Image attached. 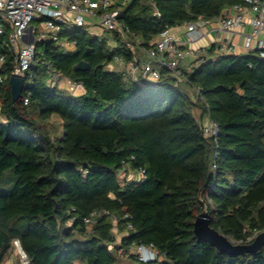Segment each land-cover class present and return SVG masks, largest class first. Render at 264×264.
Masks as SVG:
<instances>
[{
	"label": "trees",
	"instance_id": "obj_1",
	"mask_svg": "<svg viewBox=\"0 0 264 264\" xmlns=\"http://www.w3.org/2000/svg\"><path fill=\"white\" fill-rule=\"evenodd\" d=\"M236 4L244 0H127L120 20L150 47L167 28L212 20ZM61 38L75 49L38 45L28 104L12 99L10 54L0 70V264L16 239L30 264H119L128 253L134 264H264V246L231 256L194 233L204 213L236 243L264 231L260 51L211 45V58L183 69L182 79L162 69L157 81H137L109 69L116 57L134 59L119 35L67 28ZM81 61L90 69L76 70ZM50 69L84 91L52 84ZM210 120L219 130L206 137ZM138 244L166 255L141 262L130 252Z\"/></svg>",
	"mask_w": 264,
	"mask_h": 264
},
{
	"label": "built area",
	"instance_id": "obj_2",
	"mask_svg": "<svg viewBox=\"0 0 264 264\" xmlns=\"http://www.w3.org/2000/svg\"><path fill=\"white\" fill-rule=\"evenodd\" d=\"M124 3H118L115 0H0V70L6 62L7 55L10 54L12 56L11 76L25 78L20 96L23 103L28 104L32 95V92L28 90L32 85L31 68L42 60L38 45L52 40L75 49L76 41L71 42L61 38V33L67 28L88 30L91 24L97 23L103 30L110 33L113 39L115 35H119L134 55L133 61L128 63L124 73L137 81L140 79L157 81L161 77L162 69L182 79L183 69H189L192 66V64L185 65L189 58L194 60V63L211 58L210 46L200 49L184 47L182 41H179L172 33V28L164 30L154 41L153 46H144L141 37L131 32L129 27L120 20ZM155 14L159 13L155 12ZM219 17L221 30L227 32H233L250 17L252 31L246 37V48L247 50L256 48L260 51V57L264 58V0H244V4L232 6ZM33 22L36 24H32ZM184 25L185 36L189 42L199 40L203 36L201 27L205 25V20L188 22ZM138 50L146 56L143 60L139 59ZM232 52V46H224L218 50V53L231 54ZM115 60L124 61V58L116 57ZM49 72L52 84L63 80L70 85L71 91L78 93L84 91L81 83L63 79L62 75L53 69ZM5 80L6 76L0 74V83ZM218 130V124L212 120L203 125V133L206 137L216 136ZM137 174L144 177L145 169L138 168ZM96 215V212L92 213L85 222L88 225L93 224ZM257 234H254L250 241ZM113 247L112 244L111 248ZM14 248L17 254H20V258L17 260L14 258L10 264H30L18 239L14 240ZM130 249L135 251L141 262H151L166 255V252H159L153 244L133 245ZM123 252L124 249L120 248L119 253Z\"/></svg>",
	"mask_w": 264,
	"mask_h": 264
},
{
	"label": "crops",
	"instance_id": "obj_3",
	"mask_svg": "<svg viewBox=\"0 0 264 264\" xmlns=\"http://www.w3.org/2000/svg\"><path fill=\"white\" fill-rule=\"evenodd\" d=\"M115 1H117L118 3H124L127 0H115ZM250 19H251L250 17L247 18L245 23L242 26L238 27L233 32H227L221 30L220 17H216L212 20H205V25L201 27L203 36L199 40L193 42H189L185 36V25L174 27L171 29V31L179 41H182L184 47L200 49L205 46L215 45V52H218L219 48H222L224 46H232L233 49L232 54L244 55L250 51L247 50L246 48V37L252 31ZM88 30L92 34L100 36L102 38H107V39L110 38L109 33L103 30L97 23L91 24ZM66 47L69 50L74 49L72 46L69 45H67ZM138 57L139 59L143 60L146 56L141 51L138 50ZM192 63H194V60L189 58L185 62V65H190ZM127 66L128 63L125 60L124 61L114 60V62L109 64V69L124 72ZM195 116H198V114H196Z\"/></svg>",
	"mask_w": 264,
	"mask_h": 264
},
{
	"label": "water",
	"instance_id": "obj_4",
	"mask_svg": "<svg viewBox=\"0 0 264 264\" xmlns=\"http://www.w3.org/2000/svg\"><path fill=\"white\" fill-rule=\"evenodd\" d=\"M32 30V27H30ZM33 38L31 39V41ZM90 64L81 61L75 65L76 70H89ZM24 77L11 76L9 79L12 99L16 102L24 88ZM194 233L198 239L210 243L218 251L224 252L231 256L243 255L245 253H255L260 251L264 246V231L256 235L253 241L248 243H236L228 238L225 234L211 226V219L204 213L199 215L194 222ZM163 258L161 257L160 260Z\"/></svg>",
	"mask_w": 264,
	"mask_h": 264
},
{
	"label": "rangeland",
	"instance_id": "obj_5",
	"mask_svg": "<svg viewBox=\"0 0 264 264\" xmlns=\"http://www.w3.org/2000/svg\"><path fill=\"white\" fill-rule=\"evenodd\" d=\"M32 24H36V22H33ZM106 34V33H105ZM108 35V34H107ZM109 37H110V35H109ZM65 88H67V89H69L70 88V85H67V83H65L64 81L61 83ZM70 90V89H69ZM74 94H76V95H78V94H80V93H78V92H75V91H72ZM193 93V92H192ZM194 96V99L196 100V94L195 95H193ZM194 112L196 113V114H199L200 113V111L199 110H194ZM54 124L57 126L58 124H59V121L58 120H54ZM135 177H137V175H135L134 173H132V172H130V177H129V175H128V178H135ZM114 235H115V237L117 238V240L119 241L120 240V237H121V233L117 230V229H115L114 230ZM131 251V253H133V254H135V251L134 250H132V249H130ZM14 252H13V254H11V257L9 258V260H7V262H5L4 264H10L11 263V261L15 258V260H17V259H19L20 258V254H17V252H16V249L14 248V250H13ZM129 253L128 254H126L125 256H121V258H120V262H119V264H134V262H132L131 261V258L129 257ZM77 264H79V263H77Z\"/></svg>",
	"mask_w": 264,
	"mask_h": 264
}]
</instances>
